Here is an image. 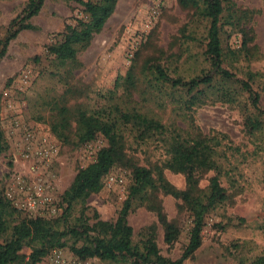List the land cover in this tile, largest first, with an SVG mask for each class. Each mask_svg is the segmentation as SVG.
Here are the masks:
<instances>
[{"label": "rangeland", "instance_id": "obj_1", "mask_svg": "<svg viewBox=\"0 0 264 264\" xmlns=\"http://www.w3.org/2000/svg\"><path fill=\"white\" fill-rule=\"evenodd\" d=\"M28 2L0 0V41ZM222 3L223 67L239 79L249 71L264 75V0ZM153 7L152 0H119L103 31L75 61L62 62L49 47L64 39L67 25H76L86 15L74 0H45L29 21L35 29L21 32L0 60V130L8 145L0 156V191L17 209L15 217L59 222L64 192L109 145L100 133L80 142L79 112L108 116L117 108L136 110L185 138L207 139L214 145L210 164L196 172L198 188L204 190L218 177L228 198L205 216L202 245L184 264H254L264 255V128L253 135L246 131L245 108L253 111L248 95L240 93L236 103L225 102L215 92L228 86L221 81L215 90L200 86L190 92L158 80L157 67L185 80L210 69L206 50L211 21L192 3L184 7L179 0H167L156 19ZM263 87V82L255 85L264 106ZM125 141L124 151L132 162L160 170L176 189H187L186 175L168 166L172 156L164 142L141 139L131 131L125 133ZM132 171L124 165L114 167L102 190L86 204L76 205L71 219L86 208L90 224L96 217L115 222L128 198ZM155 203L167 221L181 229L180 236L167 243L157 212L135 202L128 216L134 244H141L144 229L154 227L161 255L179 260L189 243L192 213L162 191ZM67 243L38 264H123L80 260L70 250L73 241ZM21 254L29 256L31 250L25 248Z\"/></svg>", "mask_w": 264, "mask_h": 264}, {"label": "trees", "instance_id": "obj_2", "mask_svg": "<svg viewBox=\"0 0 264 264\" xmlns=\"http://www.w3.org/2000/svg\"><path fill=\"white\" fill-rule=\"evenodd\" d=\"M74 1L83 7L86 18L79 20L76 25H67L64 39L49 47V53L62 62L76 60L79 52L86 49L95 35L103 31L119 2V0ZM44 2L45 0H29L22 13L10 23L5 37L0 41V60L5 56L10 43L21 32L35 29L29 21L40 13ZM179 2L184 7H189L192 3L211 21L206 50L210 69L185 80L182 77L172 78L164 69L157 67L158 80L174 87L189 88L190 92L200 86L215 90L216 82L221 81L223 85L228 86L220 87L215 92L229 103H236L240 93L247 94L248 103L253 111L245 108V129L251 135L260 132L264 128V106L255 85L257 82L264 84V75L249 71L245 79H239L223 67L224 51L220 38L223 28L220 23L224 11L222 0ZM235 87L237 89H234ZM204 94V90L198 93L199 96ZM105 114L106 112L88 114L86 111H80L78 114L80 142L91 141L100 133L106 137L109 145L99 151L93 163L77 173L70 187L64 192L62 196L64 213L59 222L43 218L15 217L17 209L0 191V238H4L0 243V264H38L51 251L67 247L68 240L73 241L70 250L80 260L96 258L123 264H184L201 247L205 216L217 204L228 198L218 177L210 179L204 190L200 191L198 188L196 172L210 164L214 151L213 143L207 139L185 138L136 110L124 111L117 108L115 114L111 113L108 116ZM127 131L137 133L141 139L156 138L164 142L172 156L168 166L186 175L187 189H176L166 181L160 170L154 171L132 162L124 151ZM7 147L4 133L0 130V156ZM119 165L133 170V181L128 198L116 221L106 222L96 217V223L90 224L86 208H83L79 217L71 219L74 207L81 203L86 204L91 195L99 193L105 177ZM159 191L181 200L193 217L189 243L183 256L176 261L161 255L154 227L144 229L141 233L143 238L141 244L136 245L133 240L134 230L128 223V216L134 203L138 202L141 205L147 203L149 209L155 210L158 214L159 221L165 229V241L171 244L178 239L181 229L176 224L168 222L162 207L155 203ZM25 248L31 250L29 256L21 254ZM254 264H264V255L256 259Z\"/></svg>", "mask_w": 264, "mask_h": 264}, {"label": "built area", "instance_id": "obj_3", "mask_svg": "<svg viewBox=\"0 0 264 264\" xmlns=\"http://www.w3.org/2000/svg\"><path fill=\"white\" fill-rule=\"evenodd\" d=\"M154 3V7L152 8V17L153 19H156L158 15L160 14V6L167 0H152Z\"/></svg>", "mask_w": 264, "mask_h": 264}]
</instances>
